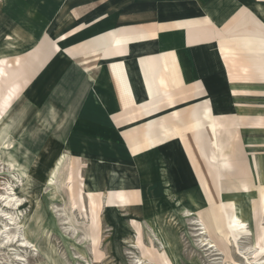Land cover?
<instances>
[{
    "label": "crops",
    "instance_id": "crops-1",
    "mask_svg": "<svg viewBox=\"0 0 264 264\" xmlns=\"http://www.w3.org/2000/svg\"><path fill=\"white\" fill-rule=\"evenodd\" d=\"M252 123L264 0H0V168L26 181L22 200L52 175L101 212L159 216L168 196L200 212L220 195L215 131L222 196L260 166L242 141Z\"/></svg>",
    "mask_w": 264,
    "mask_h": 264
},
{
    "label": "rangeland",
    "instance_id": "rangeland-1",
    "mask_svg": "<svg viewBox=\"0 0 264 264\" xmlns=\"http://www.w3.org/2000/svg\"><path fill=\"white\" fill-rule=\"evenodd\" d=\"M9 62L14 64V60ZM210 118L216 130L214 117ZM260 127L264 125L252 123L242 131L245 151L250 152V156L251 152H255L259 156L260 166L257 167L254 163V175L250 161V164H245L242 169L231 174L233 177L224 181V196L215 131L214 159L220 195L213 202L217 206H208L211 205L210 201L205 208L210 213L211 237L218 251L197 248L199 238L195 237L190 219L181 218L177 214L183 207L190 209L197 206L190 199L178 196L157 199L156 210L165 214L158 216L157 213L145 212L140 216L141 219H133L122 207L105 209L104 203L101 212L99 201L79 195L76 190H72L71 184L65 191L58 185L50 189L44 185V179L38 185L32 182L29 191L33 194L27 195L26 203L17 212L18 222L21 223L20 232L29 244L20 247V243L16 241L9 246L0 247V264H135L134 256L154 264H264V131L252 130ZM252 158L258 161V158ZM0 163L4 164L3 161ZM13 175L7 168L0 170V193H5L6 183L12 184L15 189H22L21 185L26 181H16ZM54 197L57 199H53ZM234 202H237L242 219L247 221L244 228H234V223L231 222ZM52 203H57L55 205L59 209L64 208L70 227L78 232L66 230L61 213L52 210ZM2 210L8 212L9 208ZM0 219V227H3L6 220ZM144 220L164 243L163 247L168 250L172 263L151 237ZM172 223L178 236L172 234ZM7 233L12 231L9 229ZM136 233L139 234L135 237ZM133 245H136V250L130 248ZM176 246L179 247L178 250Z\"/></svg>",
    "mask_w": 264,
    "mask_h": 264
},
{
    "label": "bare ground",
    "instance_id": "bare-ground-1",
    "mask_svg": "<svg viewBox=\"0 0 264 264\" xmlns=\"http://www.w3.org/2000/svg\"><path fill=\"white\" fill-rule=\"evenodd\" d=\"M0 170H2V168H0ZM252 171H255L254 165H252ZM253 174L255 175V172H253ZM45 184L50 189H51V187L53 188V187L57 186V182L54 181V178L52 175L45 182ZM6 186H5L6 187L5 193H0V201H1L0 218H3L6 220V224L3 227H0V247H2L4 245L9 246L10 244H12L16 241H18L20 243V247H25L27 244H29V241L26 238H23L24 235H22L20 232L21 223L18 222V216L19 215L17 213L19 211L20 207L24 204L25 200H22V198L20 196H18V190H16L14 188L15 186H12V184H10V183H6ZM53 199H57V198L54 197ZM55 204H57V203H55ZM55 204L52 203V210H54L55 212L61 213L60 216L63 218L64 224L67 226L66 230L68 231L71 229V231H73V232L74 231L78 232L77 229H73L70 227L71 223L68 220V217H67V214H66L64 208L59 209ZM3 208L4 209L9 208L10 211L8 210V212H5V210H2ZM238 210L240 211V209H238L237 202H234L233 213L231 216V218H232L231 222L234 223V225H233L234 228H236V227H243L244 228L247 221L242 219L241 213L238 212ZM177 214L180 215L181 218L190 219V221H191L190 224L192 226H194L193 231L195 232V237L199 238V240H198L199 244L196 245L197 248H203V250L205 248V250H208V251L210 250L212 252L218 251V247H217L215 241L211 237L212 220L210 217V213L207 209H204L200 212H191V211L187 210L185 207H183L180 209V211ZM143 223L147 226L151 237L160 245V247L165 251L166 255L170 259L168 250L166 249V247H163L164 243L161 242L157 233L148 226V224L145 220ZM172 227L175 231V232L173 231L172 234L175 236H178V233L176 231L174 223H172ZM185 228L187 229V227H185ZM9 229L12 231V233H7V231H9ZM235 231H237V230H235ZM137 234H139V233H136L135 237ZM179 241H177V244H179ZM177 246H176V250L179 249V247L177 248ZM130 248L132 250H136V245L130 246ZM134 257H133V259H134L135 264H154V263H150L146 260H142L141 258H139L137 256H134ZM170 262L172 263L171 259H170Z\"/></svg>",
    "mask_w": 264,
    "mask_h": 264
}]
</instances>
